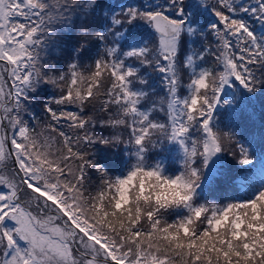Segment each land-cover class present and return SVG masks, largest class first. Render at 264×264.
Segmentation results:
<instances>
[{"label":"snow or ice","instance_id":"6c2138e0","mask_svg":"<svg viewBox=\"0 0 264 264\" xmlns=\"http://www.w3.org/2000/svg\"><path fill=\"white\" fill-rule=\"evenodd\" d=\"M95 4L0 0V264H264V160L257 168L235 124L218 119L264 89V0H197L216 18L207 32L186 0L130 6L105 31L79 29L78 53L102 44L86 72L70 63L45 79L40 50ZM136 22L154 43L124 51L121 28ZM129 61L162 74L166 98L142 110L148 93L134 85L147 81ZM42 84L60 93L44 103V123L27 107ZM97 103L106 119L83 115ZM169 144L174 171L148 159ZM120 145L127 160L115 171L97 153ZM226 152L248 173L238 185L247 198L211 195L218 179L227 191Z\"/></svg>","mask_w":264,"mask_h":264},{"label":"trees","instance_id":"16d2710c","mask_svg":"<svg viewBox=\"0 0 264 264\" xmlns=\"http://www.w3.org/2000/svg\"><path fill=\"white\" fill-rule=\"evenodd\" d=\"M162 3L163 0H96V4L87 14L82 10H74L72 22L70 26L57 25L56 33L50 37L46 48L40 50L39 53V67L42 73H46L47 77L58 79L61 73L66 74L68 65L70 63H79L80 71L86 72V66L94 64V61L99 57L102 51V44L95 39H89L87 47L83 52H77L81 45L82 36L79 33L81 27L88 28L91 32H102L111 26V16L126 10L130 6L139 7L145 3ZM187 10L193 13V19L198 21V26L207 32L210 24L215 23V17L211 11H205L199 7L197 0H186ZM125 32L124 40L119 42V45L124 51L129 50L131 46H141L145 42L151 46L154 43V34L143 23L136 22L132 25H124L121 30ZM205 41L199 37L192 41V45L203 51ZM207 43L214 45L216 43L214 37L210 34L207 36ZM188 51V41H185L184 53ZM182 53V55L184 54ZM214 57H208L201 62L204 66L213 63ZM134 67H139V75L144 77L147 83L143 86L135 84L136 88H143L148 93L147 98L140 105L142 110L148 109L153 104L158 103L161 97L166 98V89L164 86L163 75L155 71L154 68L142 67L137 63L129 61ZM184 82L187 83L188 77L184 76ZM185 89L181 88V95L185 94ZM58 89L52 88L50 85L42 84L37 89L33 96V103L27 105L30 112H32L41 123H44L47 118V113L44 112V103L59 95ZM102 99V98H98ZM55 107V105H53ZM100 104H96V108L89 107L85 110L83 115H92L95 119H106L107 114L99 112ZM68 110L76 111L77 109L69 108ZM233 111L231 108L221 110L218 119L222 121L231 120L236 128L239 130V139L245 144L250 145L253 153V158L256 163H260L264 159V89H260L254 96L245 94V102L242 108H239L235 116H231ZM156 119H166L161 113H154ZM25 119L29 123L33 121L25 114ZM104 135H111V129L100 130ZM234 148V145H226ZM179 149L173 144L165 145L164 148H157L148 153L150 162L161 161L171 171H174L178 164L176 163V156ZM98 158L108 164L113 170L119 171L124 166V161L127 160L125 156V149L120 145L113 149H100L97 153ZM225 160L228 167L227 191L224 185L225 180L218 179L215 189L211 195L215 197H224L225 195L248 196L249 193L242 192L238 187L240 179L247 175V171L238 165L235 158L228 152L225 153ZM251 167V166H248ZM211 198V197H210Z\"/></svg>","mask_w":264,"mask_h":264},{"label":"rangeland","instance_id":"374dc122","mask_svg":"<svg viewBox=\"0 0 264 264\" xmlns=\"http://www.w3.org/2000/svg\"><path fill=\"white\" fill-rule=\"evenodd\" d=\"M157 3V2H156Z\"/></svg>","mask_w":264,"mask_h":264}]
</instances>
